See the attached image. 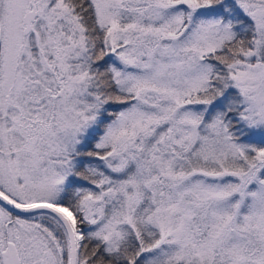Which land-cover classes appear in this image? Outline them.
Here are the masks:
<instances>
[{"label": "snow or ice", "instance_id": "obj_1", "mask_svg": "<svg viewBox=\"0 0 264 264\" xmlns=\"http://www.w3.org/2000/svg\"><path fill=\"white\" fill-rule=\"evenodd\" d=\"M0 264H264V0H0Z\"/></svg>", "mask_w": 264, "mask_h": 264}]
</instances>
